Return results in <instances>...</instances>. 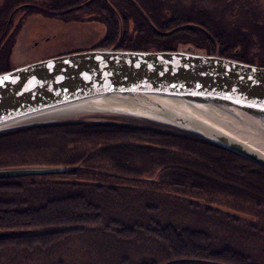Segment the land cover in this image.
Wrapping results in <instances>:
<instances>
[{
	"label": "trees",
	"instance_id": "16d2710c",
	"mask_svg": "<svg viewBox=\"0 0 264 264\" xmlns=\"http://www.w3.org/2000/svg\"><path fill=\"white\" fill-rule=\"evenodd\" d=\"M13 2L8 3L11 14L17 5ZM37 2L41 6L45 0ZM73 2L66 0L60 5L57 0H50L42 14L65 23L81 21L82 14H89V19L105 26L106 33L98 45L58 55L109 49L119 36L117 16L122 25L117 48L120 51H147L150 47L156 51H176L190 45L187 49L191 51L253 65L254 61L237 51V45L247 47V51L264 42V29L257 30L242 14L250 9L247 0H213L205 4L189 1L181 9L173 10L167 5L158 6L161 0H92L86 6H74ZM139 2L151 23L138 8ZM209 5L216 7L211 11ZM207 9L211 13L205 17ZM52 10L58 12L50 14ZM229 10L233 23L231 28L225 24L229 28L225 32L222 21ZM196 15L199 17L195 18ZM9 26L8 21L2 23L0 34L4 36ZM10 54V50L4 53L0 49V74L15 67ZM161 130L155 132L148 126L131 128L115 122L71 121L0 134V168H73L62 174L0 180V232L12 235L10 239H0V245L3 243L21 258V264L28 259L23 251L28 248L33 254L35 250L19 248L22 243L35 242L38 254L42 255L73 235L87 231L109 235L110 230H115L111 235L125 243L138 236L148 238L149 247L155 244V250L170 257L164 264H264V228L258 229L259 234L255 228L252 237H243L241 233L247 226H242L236 214L219 204H232L235 213L244 203L263 208L264 193L259 191H264V169L195 135ZM226 165L229 168L225 169ZM147 172L153 175L146 180L143 177ZM204 179L222 190L212 192L211 188H203ZM38 187L39 194L25 195ZM9 194L11 197L7 198ZM107 206L114 210L120 206L125 212L132 208L133 215L124 221L116 212H110L105 220L102 212ZM153 206L159 209L154 216H148ZM216 206L233 215L216 210ZM10 213L14 215L6 218ZM184 215L192 219L187 221ZM217 217L224 224H231L230 235L216 234L223 226L220 220L216 222ZM238 226L244 231L238 230L235 235ZM243 238L245 242L254 241V246H247Z\"/></svg>",
	"mask_w": 264,
	"mask_h": 264
},
{
	"label": "water",
	"instance_id": "95a60500",
	"mask_svg": "<svg viewBox=\"0 0 264 264\" xmlns=\"http://www.w3.org/2000/svg\"><path fill=\"white\" fill-rule=\"evenodd\" d=\"M113 96L156 98L161 104L157 112L147 111L146 116L119 108L84 109L92 103L99 107L104 104H99L102 99ZM160 98L181 99L195 105L214 102L264 126V68L189 49L150 52L100 48L57 55L0 74V134L77 122L72 117L85 111H107L184 130L264 169L261 153L224 129H211L191 113L164 105ZM93 122L97 123H86ZM72 169L0 168V180L62 174ZM3 236L6 235L0 232Z\"/></svg>",
	"mask_w": 264,
	"mask_h": 264
},
{
	"label": "rangeland",
	"instance_id": "374dc122",
	"mask_svg": "<svg viewBox=\"0 0 264 264\" xmlns=\"http://www.w3.org/2000/svg\"><path fill=\"white\" fill-rule=\"evenodd\" d=\"M10 1L11 0H0V25L2 23L5 24V22L7 21L10 23L9 31L6 34H4V36H3V33L0 34V38H2L1 39L2 42L0 43V49H3L4 53H7L8 50L11 51L10 62H12L13 67L15 66L14 68L25 66V64H28V63H35L36 61L45 60L46 58H49V57H55L60 53H67L69 51L86 50L87 48L93 45H98L97 44L98 41L102 39L103 35H105L106 33L105 26L102 25L100 22H96V21L89 19L90 18L89 14L88 15L82 14L81 21H77V22L69 21L65 23L62 21L63 19H57V18L54 19L49 16L44 17V15L42 14L44 11L41 10L42 12L40 14L38 13L39 11L37 12L35 8L33 9L25 8L24 10L22 8H17L16 10L18 11L15 10L13 14H11L10 13L11 9L8 8L9 7L8 3ZM23 1L29 2V0H14L13 5L20 4ZM47 1H50V0H47ZM57 1L60 5H64V2L66 0H57ZM91 1L92 0H75V2H73L74 3L73 5L75 6V4L77 3L82 6H86ZM189 1L191 2L198 1V2H202V4H205L206 1L211 3L213 0H161V2L157 3V5L162 6V7L163 5H167L169 8L172 7V10H173L174 8L181 9L182 6L185 5ZM247 1H249L250 9H248L247 12L242 13V14L246 15L245 18H247V21L250 23V25L252 24L254 26L255 24L257 26L255 28H257V30L262 31V29H264V0H247ZM142 6H144L143 3L140 4L139 2L138 8H141L143 10ZM209 6L211 7V11L215 9L216 7V5H209ZM209 11L210 10L207 9V13L205 14L204 12L205 17H207L208 14L210 15L211 11L210 12ZM143 16L147 20V23H151L147 13L144 14ZM230 16H231V12L229 10L228 12L224 14V17H223L222 24H223V29L225 30V32L229 31V28H231L232 26L231 24L233 23L232 20L230 19ZM198 17L199 16L197 15L195 16V18H198ZM116 18H117L118 24L120 25L119 31H118L119 36L117 37V40L111 44V47H110V48H115V49L118 48V44L120 43L119 41H121L120 37H121V30H122L121 20L119 16H117ZM225 24L226 25L229 24L228 25L229 28H227ZM250 25H249V28H250ZM223 36H226V34L224 33ZM187 47L191 48L190 45H187L183 47L182 49L187 50ZM245 48L247 47H242L241 45H237V51H240V52L242 51L244 56L250 62L254 61L255 63L253 64L254 66L264 68L263 66L264 65V42L262 44L257 45L255 48H252L251 50L245 51ZM147 51L154 52L156 50L150 47ZM194 51L198 52L199 50L198 51L194 50ZM79 52H84V51H79ZM244 63L249 64L247 62H244ZM249 65L253 66L252 64H249ZM72 120H77V121L86 120V122L95 120L97 121V123L99 120L100 122L98 124H104L106 122L107 123L115 122L116 124H120L122 126L126 125V127L129 126L131 128L133 127L134 128L135 127L146 128L148 126L149 129H152L155 132H158V129L160 131H162L161 129H165V130L173 129L179 132L181 131V132L190 134L184 130H178L171 126L167 127L165 125L156 123L154 121L144 120L138 116L132 117L126 114L125 115L118 114V113L112 114L107 111L81 112L77 116L72 117ZM93 123H96V122H93ZM128 131L132 132L131 130H128ZM162 135H165V134H162ZM8 157H4V158H8ZM187 161L189 162L190 160L187 159ZM57 167H62V166H57ZM12 168H15V167H12ZM227 168H229V165L225 166V169ZM144 175L145 177H143V179L147 180V179H150L153 174L147 172ZM201 183H202L203 188L205 186L207 187L206 188L207 190L208 188H211L212 192H215V191L219 192L220 190H222V188L216 185L215 186L212 185L209 180L206 181L204 179L201 181ZM28 191L25 192V195L31 197V196H35L39 194L38 191H41V190H40V187H38L36 191H33V190L31 191L28 190ZM259 192L264 193V191H261V190ZM9 197H11L10 194L9 196H7V198ZM18 197H20V195ZM260 199H263V198L261 197ZM261 202L262 204H264L263 201ZM221 203L222 202L219 201V204L222 205L224 209L226 210L228 209L231 213H234V216L236 214L237 218L242 220L241 221L242 226H247L246 231L244 233H241L243 234V237L246 235H248V237L249 236L252 237L251 233L256 231L255 228H257L256 232L258 234L260 232L258 229H261V227L264 228V211H263L264 205H263V208L259 206L260 207L259 209V207L253 208L251 204L244 203V206H241L240 209L238 210L239 212L235 213V211L233 212V210H231L233 206L232 204L230 203L221 204ZM214 208H218V207L216 206ZM115 209L116 210L111 209V206L105 207L104 211L102 212L103 219L106 220V216L110 212H116L117 216L124 221L128 220L129 215H133L132 208H129L127 212H125L124 208L120 206L118 207L115 206ZM158 209H159L158 207L153 206V208L150 209L151 211L147 212V215L151 216L155 214L156 210L158 211ZM219 209H221V207ZM12 215H14V213L7 214L6 218L7 217L10 218L12 217ZM228 215H233V214H228ZM1 216H3V214ZM189 217H186L184 215V218L187 221H190L192 219ZM217 220H220V219L217 217L216 222ZM220 221H221L220 222L221 225L223 226H220L221 229L216 234L219 236H223V235L226 236L230 232L231 224L230 225L224 224L222 220ZM102 224H105V222L102 221ZM214 224L215 223H211V225H214ZM248 225H250V227ZM116 230L118 229L116 228ZM238 230L244 231V230H240V227L238 226L236 231L233 230L235 232V235L238 233ZM114 231L110 230L111 233ZM9 233L10 232H6V234H9ZM111 233L107 235L103 231H87V232L78 234L80 236H76L77 235L76 234V235H73L74 237H71L67 239L66 241H63L61 243H56L54 249L51 248L48 253H44L42 255L38 254L35 242L22 243V245H20L19 248H22V246H25V247H30L29 249H33L35 247V250L33 254H32V251L31 252L27 251L28 248L24 250L23 252L27 254L28 259H26V262H22L21 264H121V263L122 264H142L146 262H147L146 264H154V263L164 264V262H167L170 258L168 256L166 257L162 253L155 250L156 249L155 244H153L152 248L149 247L148 243L150 241L148 240V238H146L148 243L146 240L142 239V237L140 236L136 237L134 241H131L130 243H125V242L117 240L116 236L111 235ZM11 236L6 235L3 237H0V239H10ZM232 237L234 238V236ZM243 241L249 247L254 246L253 245L254 241L245 242V238H243ZM1 244L3 246L0 245V264H3V263L18 264V262L22 261V259L16 256L11 250H7L6 247H4L3 243ZM37 245H41V244L38 243ZM240 245L242 246L241 243ZM3 247L5 248V250H3ZM79 249H84L86 252H82L81 254L79 253L80 252ZM92 253L93 255H91Z\"/></svg>",
	"mask_w": 264,
	"mask_h": 264
},
{
	"label": "bare ground",
	"instance_id": "6f19581e",
	"mask_svg": "<svg viewBox=\"0 0 264 264\" xmlns=\"http://www.w3.org/2000/svg\"><path fill=\"white\" fill-rule=\"evenodd\" d=\"M7 32L8 31H5L4 33L6 34ZM160 100L166 106L177 108L178 110L182 109L181 111L185 110V114L191 113L190 115H194L201 122H206L208 127L211 129H215L217 127L219 129L226 130L233 138H237L243 144L246 143L247 146L252 148L254 151H258L264 156V126L252 121L246 116L239 114L234 109L232 110L228 107L220 106L214 102H206L195 105L190 102H185L181 99L160 98ZM99 104L103 105L98 107V103H92V105L85 106L84 109L91 110L93 108H119L124 111L129 110L134 113L139 112L142 115L146 116V114L148 113L147 111L157 112V106L161 103H159L158 99L156 100V98L152 99L137 97L133 99V97L131 98L128 96H113L102 99ZM157 118L160 120H164L159 117ZM165 118H167V116H165Z\"/></svg>",
	"mask_w": 264,
	"mask_h": 264
},
{
	"label": "flooded vegetation",
	"instance_id": "af4514ba",
	"mask_svg": "<svg viewBox=\"0 0 264 264\" xmlns=\"http://www.w3.org/2000/svg\"><path fill=\"white\" fill-rule=\"evenodd\" d=\"M47 0H45V2L44 3H42L41 4V6L39 5V2H37V0H32V1H30L29 0V2H25V1H23L22 3H20V4H17L16 5V8L15 9H13L14 11L17 9V8H23V6H25L26 8H30V9H33V8H35V9H37V10H39V11H41L42 9L43 10H46L45 8H48V4H47ZM33 7V8H31V7ZM13 11V12H14ZM16 11H18V10H16ZM13 12H12V14H13ZM42 12V11H41ZM58 11L56 10L55 12L52 10L51 11V13L50 14H55V13H57ZM55 57H57V56H55ZM31 177V176H30ZM30 177H20V178H30ZM33 177V176H32Z\"/></svg>",
	"mask_w": 264,
	"mask_h": 264
}]
</instances>
